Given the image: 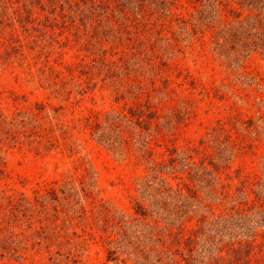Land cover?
Here are the masks:
<instances>
[{"label": "rangeland", "instance_id": "1", "mask_svg": "<svg viewBox=\"0 0 264 264\" xmlns=\"http://www.w3.org/2000/svg\"><path fill=\"white\" fill-rule=\"evenodd\" d=\"M179 2L175 12L193 9L189 0ZM77 34L0 32V264H181L189 224L182 227L186 215L163 202L166 188H145L147 179L157 182L161 165L153 169L154 160L166 162L176 148L177 162L190 152L197 163L205 149L220 167L207 163L204 178L218 176L229 188H251L259 178L255 187L263 189L264 58L240 51L243 39L232 55L226 32H165L178 45L160 48L158 67L132 80L114 72V60L136 32ZM76 62L86 66L66 67ZM148 97L157 111L150 128L126 126L127 148L110 145L111 136L120 140L119 129H107L102 114ZM94 113L99 125L86 118ZM189 164L185 157L176 166ZM216 231L205 233L216 237L210 248L203 243L210 255L221 242Z\"/></svg>", "mask_w": 264, "mask_h": 264}, {"label": "trees", "instance_id": "2", "mask_svg": "<svg viewBox=\"0 0 264 264\" xmlns=\"http://www.w3.org/2000/svg\"><path fill=\"white\" fill-rule=\"evenodd\" d=\"M189 1L193 9L187 14L175 12L179 0H0V32H16L19 27L24 32H80L77 34L79 36L85 32H136L132 43L127 41L125 46H118L117 49L121 50L118 59L114 60V72L130 77L156 69L159 49L178 45L179 39L173 38V34L167 36L165 32H226L232 48L238 40L243 39L246 45L240 51L244 50L247 54L259 51L264 58V0ZM98 37L96 35L91 39L97 40ZM164 42L165 46L162 47ZM127 46H130L131 55L127 53ZM233 50L232 55L238 57V51ZM84 66L86 64L83 62L66 64L71 70ZM119 67L121 70H117ZM127 81L130 82L129 79ZM149 107L148 97L144 103L139 101L135 106L130 105L124 112L114 110L103 113L102 123L105 127L119 129L117 134L120 140L111 136L112 142L109 144L118 145L120 142L122 148H127L126 143H130L132 133L126 130V126L138 127L139 132L150 128L157 111ZM92 115L93 118L90 117ZM92 115L86 118L89 121L94 119L95 124L99 125V114ZM246 121L247 125L253 124L252 117ZM259 121L264 124L263 115ZM101 139L105 142L107 137L101 136ZM196 147L192 149L196 151ZM171 149L176 151V148ZM172 151L169 150L166 162L154 160L153 169L161 165L154 175L157 182L149 178L145 188H166L163 202L186 215L187 223L182 227L189 224V228L183 237L186 248L180 251L181 264H264V188L255 187L259 178L250 182L251 188H229L230 183L217 180L218 176L213 177L214 182L203 177L207 163L212 164L211 170L220 167L207 150L201 151L204 156L197 163L190 160V152L177 162L179 152L175 154ZM185 157L191 165L186 166L184 171H178L177 163ZM166 166L171 168V172L165 171L164 174L161 167ZM172 177L177 181H171L169 178ZM204 180L207 188H201ZM136 207L139 214L147 213L143 202L136 201ZM38 219L44 225L49 219L48 209L43 210ZM52 225V234H58L59 231L55 229L57 224ZM209 227L218 230L216 236L221 240L215 244L213 255L203 248L204 242H208L207 248H210L216 239L205 234ZM47 231L44 229L43 234H47ZM223 232L227 233V239L223 238ZM106 237L111 244L112 237ZM107 252L110 258H117L113 246Z\"/></svg>", "mask_w": 264, "mask_h": 264}]
</instances>
